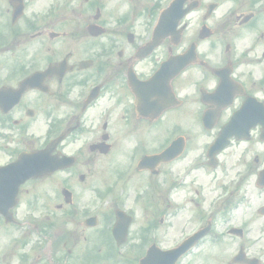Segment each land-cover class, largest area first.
<instances>
[{"label":"flooded vegetation","instance_id":"obj_1","mask_svg":"<svg viewBox=\"0 0 264 264\" xmlns=\"http://www.w3.org/2000/svg\"><path fill=\"white\" fill-rule=\"evenodd\" d=\"M174 1L0 0V170L9 167L0 175H20L11 166L22 154L44 152L57 186L44 191L43 179L30 180L4 200L0 242L12 243L14 264L116 259L121 252L102 239L109 219L94 200L81 202L91 187L74 184L96 180L102 157L137 161L147 154L140 143L154 137L157 152L175 142L184 149L161 160L156 203L133 214L126 259L208 222L190 253L198 264L229 260L242 242L251 249L259 240L228 229L260 217L242 201L245 186L264 175V0H176L169 24L191 10L156 33ZM193 44L197 60L178 72L177 57ZM217 139L228 142L209 154ZM43 211L48 220L37 219Z\"/></svg>","mask_w":264,"mask_h":264}]
</instances>
